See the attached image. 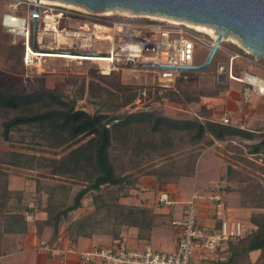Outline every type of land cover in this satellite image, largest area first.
I'll list each match as a JSON object with an SVG mask.
<instances>
[{"label":"trees","instance_id":"trees-1","mask_svg":"<svg viewBox=\"0 0 264 264\" xmlns=\"http://www.w3.org/2000/svg\"><path fill=\"white\" fill-rule=\"evenodd\" d=\"M59 27L68 28L62 21ZM9 47L10 68L0 70V137L11 146L0 155V254L9 248V240L22 238L30 227L38 236L51 231L45 242L49 247H57L64 238L76 244L78 238L94 234L108 235L117 246L128 227H137L138 237L148 239L160 215L154 206L125 202L142 178L153 177L158 185L176 183L181 176L193 175L204 150L229 140L248 143L249 153L264 158V125L247 129L223 123L215 114L210 100L227 89L225 84L205 93L183 78L191 76L190 71L172 79L158 75L156 83L146 85L124 82L119 73L92 71L88 81L83 79L74 89H66L64 80L50 87L37 69H27L34 77L25 73L24 38L16 37ZM246 71L257 76L247 66ZM164 101L185 107L168 114L154 105ZM15 133H26L29 140L18 146L22 140H16ZM185 144L201 145L187 157L186 166H158L155 158H166ZM40 146L50 151L39 153L45 152ZM13 169L36 172L32 186L11 188ZM230 171L228 166L219 183L224 196L236 192ZM42 178L55 182L45 184ZM85 201L88 207L80 211ZM239 205L250 210L249 226L215 250L223 254L217 264H246L243 256L250 251H258L250 264H264V190L252 188L251 196Z\"/></svg>","mask_w":264,"mask_h":264},{"label":"rangeland","instance_id":"rangeland-1","mask_svg":"<svg viewBox=\"0 0 264 264\" xmlns=\"http://www.w3.org/2000/svg\"><path fill=\"white\" fill-rule=\"evenodd\" d=\"M40 0H0V70H8L10 65L7 62L9 58V54L11 53L9 44H12L16 41V37L24 38L25 40V50L23 63L25 64V70L27 75H31L34 77L35 73L32 74L31 71H28V68H35L38 71V75L42 74L45 78L46 84L50 87L55 84H61L64 80L67 82L66 89H74L78 87V85L85 79V82L88 81L89 76H91L92 71L96 72L100 75H109L111 73H119L122 81L127 83L134 84H154L157 82L158 73L156 70H147L142 67L139 63L128 64L124 62H120L115 65V69L110 71L107 74H103L100 72L101 64L97 61H92L89 59H76L71 57H66L64 54L56 53V52H47L50 51H59V52H78L79 44L84 43V41L80 38H73L70 43L59 44L56 41V33L50 29L46 33L44 31V27H47L44 17L49 14L52 15L56 10L51 7H46L40 5ZM37 3V4H36ZM53 5V4H52ZM60 6V5H58ZM65 12L62 19H60L59 24L63 23L67 29L70 30H80L79 26H83L86 18L83 16L74 13V10H80L77 8H69L64 7ZM37 12L39 13V17H37V30L35 32L32 31V19L33 14ZM6 14H14L16 17L25 20V31L24 33H16L15 27H10L5 25V15ZM113 18H117L120 16H128L123 11H119L118 9L113 10ZM147 16L138 15L134 20L137 24H144L146 26L148 22L145 20ZM97 21V20H95ZM98 22V21H97ZM101 23V22H99ZM214 27V26H213ZM215 28V27H214ZM216 29V28H215ZM27 32V35L25 33ZM205 33H199L196 35V39L192 38L195 44L194 50V59L193 64H200L206 58L213 39ZM233 36V35H229ZM224 38L221 42L212 62L210 65L202 71H190L191 76L189 79V83L193 86H198L203 88L205 93H213L214 88L217 84L221 86L229 87L228 90H234V88L242 89V84L237 80H243L248 82L245 78L247 74L246 66L257 75V77L264 78V57L256 58L254 54L248 52L247 49L242 47V44H235L231 41H228L229 38ZM235 37V36H234ZM240 42V41H239ZM33 44V48L30 44ZM73 43V44H72ZM27 44L29 45L27 50ZM108 43L106 42H95L93 45V51L104 50ZM238 48V49H237ZM239 49L243 50L245 53L243 54ZM32 52L34 55L30 54ZM17 52L14 54L16 56ZM29 54L32 56L29 60ZM239 54V56H235ZM13 56V57H14ZM235 56V57H234ZM50 57V58H49ZM24 58L26 59L28 65L25 63ZM52 58V59H51ZM60 58V59H53ZM14 60L18 64V58ZM233 61V62H232ZM233 66V67H232ZM223 67V69H220ZM233 68V78H231L229 74V70ZM240 69V70H239ZM239 70V72H237ZM236 71V73H235ZM40 72V73H39ZM232 72V71H231ZM240 78H237L235 76ZM160 77V76H159ZM234 87V88H233ZM252 93L253 90L248 89L244 92ZM242 90L239 92L241 95ZM263 97L257 98L261 101H264ZM254 98V96H253ZM226 94H219L216 97L211 98L210 104L216 108L217 106H222L225 104ZM246 103L251 102V100H246ZM81 104L83 102H80ZM154 105L163 106L168 114L175 115L176 113L182 111V107H185V103L183 105L177 103H171L164 101L161 104L155 103ZM184 110V109H183ZM22 134V133H21ZM21 135L19 133L14 134V138L16 140H22V142L18 143L24 144L29 140L26 133ZM248 143L240 142L237 140H229L227 142H217L212 146L208 147L199 159L198 166V175L197 180L195 181L198 186H212L213 188L217 186V184L221 181V178L225 176L226 168L229 166L231 171L230 182L234 184L233 186L236 189V192L232 195L234 199L237 200L238 203H241L244 199H247L251 196L252 188L260 187L264 190V158L260 156H255L248 152L247 148ZM201 145L192 146L191 145H183L180 146L178 152H175L172 155H168L166 158H155L156 162L161 164L160 162H174L173 166L169 165V168L176 169L177 166H186L188 164L187 157L193 155L196 149L200 148ZM11 146L8 142H5L0 137V155L6 153ZM40 148L44 149V151H39V153L47 154V147L40 146ZM50 151V150H49ZM215 154L217 157H215ZM176 161V162H175ZM164 164V163H162ZM176 164V165H175ZM157 169V166L156 168ZM180 173L184 171L183 169H179ZM32 176H36V172L31 171H16L10 170V179L9 185L13 187H25L32 186ZM42 181L46 184H51L55 182L49 178H42ZM189 183V186L193 183L192 179H186ZM186 183V182H185ZM77 186H75V189ZM88 207V202L85 201V206L80 211H85ZM230 213L235 216V209L232 208ZM151 247V246H150ZM154 250H156L155 246H152Z\"/></svg>","mask_w":264,"mask_h":264},{"label":"built area","instance_id":"built-area-1","mask_svg":"<svg viewBox=\"0 0 264 264\" xmlns=\"http://www.w3.org/2000/svg\"><path fill=\"white\" fill-rule=\"evenodd\" d=\"M40 5L56 10L52 15H45L44 20L45 23L47 22V27H44V31L47 33L52 29L56 33V41L59 44L70 43L73 38H81L84 41V43L79 44L78 52L69 53L105 55L107 60L105 64L100 66V72L103 74L114 70L115 65L120 62L139 63L142 67L146 63L173 65L175 67L194 65L195 44L191 37L198 38L196 35L200 32L187 24L174 23L168 19L147 17L145 20L148 24L144 26V24L131 21L136 16L113 18V12L105 14L100 11H90L86 8V10H74V13L83 16L86 20L83 26H79L78 29L80 30L73 31L59 27V21L64 15L62 11H66L63 6L44 3H40ZM37 17H39V13H37ZM99 22L107 25V30L98 29L96 25ZM51 24L53 25L49 26ZM25 35H27V32ZM102 41L108 43L106 48L102 51H93L94 43ZM28 47L27 44V50ZM51 50L53 49L50 48ZM27 56H29V60L32 57L29 54ZM235 56H239V54ZM24 61L28 65L29 62L25 58ZM220 69H223V67H220ZM156 71H159L158 74L161 79L176 78L182 72H186L178 69H160ZM228 75L232 78L231 70H229ZM254 77L258 78L257 76ZM183 78L189 80L190 76L183 75ZM262 83L264 84V79L261 78L256 84L248 81L252 90L264 95ZM220 119L223 123L229 122V114L227 112L223 113ZM219 188L220 186L217 185L216 190L210 195L215 218L218 222L217 227L205 230L198 224L197 206L195 197H192L186 202L183 216L172 220V225L178 229V242L175 250L161 252L152 249L150 246H144L142 249H130L119 243L117 246L91 247L89 250L81 252L80 258L86 263L100 262L101 264H191L195 250L206 256L229 241L239 238L243 233V222L230 213V209L224 200V194ZM158 202L164 205L169 204L167 193L161 192L158 196ZM43 247L46 248V245L43 244Z\"/></svg>","mask_w":264,"mask_h":264},{"label":"crops","instance_id":"crops-1","mask_svg":"<svg viewBox=\"0 0 264 264\" xmlns=\"http://www.w3.org/2000/svg\"><path fill=\"white\" fill-rule=\"evenodd\" d=\"M237 81L242 84L241 95H239L241 91L239 87H233L234 90H228L229 87H227L225 91L220 93L226 94L225 104L217 106L215 114L218 118H221L222 114L227 112L229 121L243 128H262L264 125V101L257 98L263 96L254 90L252 93L245 95L244 92L251 89V86L246 81ZM249 99L251 102L246 103L245 101ZM213 155L217 157L215 154ZM200 156L197 159L193 175L181 176L176 183L158 185L153 177L142 178L140 186L132 192L130 197L125 199V202L128 204L145 203L147 206H154L155 211L160 215L156 220L158 225L153 227L148 239L138 237L139 230L137 227H128L122 233L119 240L120 244L130 249H142L144 246H151L152 248V246H155L156 250L161 252L175 250L178 242V229L172 225V220L183 216L186 202L192 197H195L198 224L205 230L217 227L218 222L215 218L213 202L210 200V195L216 190L217 186L214 188L212 186H198L195 182L198 175ZM188 178L193 181L191 186L186 181ZM223 179L224 177L221 178V180ZM161 192L167 193L169 204L164 205L158 202V196ZM233 194V192L225 193V203L230 210L235 209V216L241 219L243 226L247 228L249 226L248 216L250 210L240 206L237 200L232 197ZM42 216V214L39 215V217ZM27 219L32 221L33 215L28 214ZM50 234L51 231L45 229L42 235L38 236L34 227H30L22 238L9 240V248L4 254H0V264H101L100 262H84L80 258L81 252L94 246H110L113 243L108 235L94 234L89 238H78L76 244H70L68 239L64 238L57 247H49L45 242L49 239ZM43 244L46 245V248L43 247ZM220 256H223V254L216 251L204 256L198 250H195L191 264H217V259ZM257 256L258 251H250L243 256V260L246 264H250Z\"/></svg>","mask_w":264,"mask_h":264},{"label":"water","instance_id":"water-1","mask_svg":"<svg viewBox=\"0 0 264 264\" xmlns=\"http://www.w3.org/2000/svg\"><path fill=\"white\" fill-rule=\"evenodd\" d=\"M82 5L90 11L123 8L135 13H155L212 25L217 37L200 64L189 66L146 63L144 68L202 71L212 62L221 42L230 34L255 55L264 57V0H62ZM37 30V12L33 14L32 31Z\"/></svg>","mask_w":264,"mask_h":264},{"label":"bare ground","instance_id":"bare-ground-1","mask_svg":"<svg viewBox=\"0 0 264 264\" xmlns=\"http://www.w3.org/2000/svg\"><path fill=\"white\" fill-rule=\"evenodd\" d=\"M36 1H39V0H36ZM40 3L60 5V6H63V7L77 8V9H80V10H86V8L84 6H82V5H78V4L73 3V2H65V1H62V0H40ZM113 10H116V9H105V10H102L100 12H104L105 14H111L113 12ZM118 10L125 12V14H127L128 16H138V15H142L143 14V15H145L147 17H151V18L168 19V20H170L171 22H174V23L187 24L188 26H190L194 30H196V31H198L200 33L202 32V33H205V34L209 35L213 40L217 37L216 29L212 25L203 24V23H194V22H191L189 20H185V19H181V18H175V17L166 16V15H162V14L135 13V12H132V11H130L128 9H123V8L122 9H118ZM4 20H5V25L10 26V27H15V29H16L15 32L16 33H24V31L26 29L25 28L26 25H25V20L24 19H21L19 17H15L14 15H11V14H6ZM52 25L53 24H51L49 26H52ZM96 26L100 30H103V31L107 30V25H104V24H101V23H97ZM59 39L62 40L61 38H59ZM227 40L231 41V42H233L235 44H237V43L240 44L239 40L236 37H234V36H229V38ZM47 52L61 53V54H64V56H66V57H71V58H76V59H89V60H92V61H97L100 64H105V62L107 60V57L105 55H80V54H77V53L59 52V51L58 52L57 51H47ZM30 54L34 55L32 52H30ZM232 78H233V75H232ZM245 78L248 81H250L251 78H256V77H254V75L247 74L245 76ZM257 81H259V78H257ZM261 85L264 86L263 83Z\"/></svg>","mask_w":264,"mask_h":264},{"label":"clouds","instance_id":"clouds-1","mask_svg":"<svg viewBox=\"0 0 264 264\" xmlns=\"http://www.w3.org/2000/svg\"><path fill=\"white\" fill-rule=\"evenodd\" d=\"M250 82H251V83H253V84H256V83H258V81H257V79H256V78H251ZM262 90H264V89H262Z\"/></svg>","mask_w":264,"mask_h":264}]
</instances>
